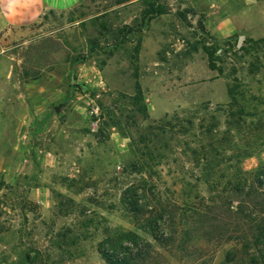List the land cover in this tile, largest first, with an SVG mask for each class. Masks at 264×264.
<instances>
[{
	"label": "rangeland",
	"instance_id": "obj_1",
	"mask_svg": "<svg viewBox=\"0 0 264 264\" xmlns=\"http://www.w3.org/2000/svg\"><path fill=\"white\" fill-rule=\"evenodd\" d=\"M263 172L264 0H48L0 39V264H264Z\"/></svg>",
	"mask_w": 264,
	"mask_h": 264
},
{
	"label": "crops",
	"instance_id": "obj_2",
	"mask_svg": "<svg viewBox=\"0 0 264 264\" xmlns=\"http://www.w3.org/2000/svg\"><path fill=\"white\" fill-rule=\"evenodd\" d=\"M47 1L20 0L13 15L7 11V0H0V39H9L11 29H26L37 24L47 10Z\"/></svg>",
	"mask_w": 264,
	"mask_h": 264
},
{
	"label": "clouds",
	"instance_id": "obj_3",
	"mask_svg": "<svg viewBox=\"0 0 264 264\" xmlns=\"http://www.w3.org/2000/svg\"><path fill=\"white\" fill-rule=\"evenodd\" d=\"M20 3V0H7V11L9 14H15V8Z\"/></svg>",
	"mask_w": 264,
	"mask_h": 264
},
{
	"label": "trees",
	"instance_id": "obj_4",
	"mask_svg": "<svg viewBox=\"0 0 264 264\" xmlns=\"http://www.w3.org/2000/svg\"><path fill=\"white\" fill-rule=\"evenodd\" d=\"M261 174H264V172H263V173H261ZM109 261H111V259H109Z\"/></svg>",
	"mask_w": 264,
	"mask_h": 264
}]
</instances>
